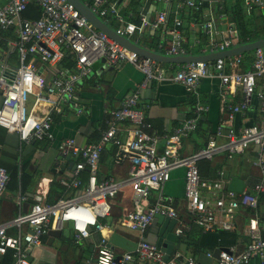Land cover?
Masks as SVG:
<instances>
[{
  "label": "built area",
  "instance_id": "obj_1",
  "mask_svg": "<svg viewBox=\"0 0 264 264\" xmlns=\"http://www.w3.org/2000/svg\"><path fill=\"white\" fill-rule=\"evenodd\" d=\"M204 1L177 0V6L199 8ZM30 3L40 7L38 18L22 16ZM87 6L105 23L114 17L118 21L115 32L129 39L136 32L146 34L159 28L166 19V13L159 10L154 17L142 15L139 23H135L120 16L112 4ZM175 24H180L179 19H175ZM206 25L210 30V24ZM11 29L16 32L15 40L2 36ZM171 32L173 40L164 47V53L169 56L187 54L180 44L179 31L174 29ZM231 45L232 41L227 38L220 43L212 42L210 50H224ZM13 51L17 52L18 63L10 67L6 56ZM66 53L74 56L73 66L61 64ZM101 59L111 67L121 63L132 64L143 74L140 86L151 80L169 79L182 84L196 97L202 78L217 77L225 114L216 133L225 136L224 144L220 145L212 138L192 154L180 153L182 137L197 128L200 113L207 108L196 102L193 116L182 120L172 133L165 136L164 147L158 152V136L149 131L150 124L138 105L139 91L135 89L124 96L118 108L111 111V119L97 141L81 145L73 138H65L59 142L61 155L74 160L71 176L61 178L60 183L73 193L60 196L54 202L36 201L28 210L0 222V254L11 248L14 250L13 264H31L26 250L39 245L50 228H62L65 221L72 223L76 242L83 240L92 230L102 231L106 224L100 219L109 214L110 201L121 187L111 177L99 179L97 176L102 151L113 145L116 159H126L130 165L127 182L134 192L135 207L123 215L121 223L137 240L133 250L121 253L105 246L99 248L94 264H132L135 259L147 264H200L195 257L180 251L166 256L163 249L144 237L154 217L162 215L175 219V232L181 235L189 226L187 220L208 230L215 227L231 229L240 207L253 212L246 227L248 242L240 251L233 247L220 249L217 264H247L253 256L264 258L263 226L256 213L257 192L263 189V184L256 185L254 193L245 190L236 196L232 190L223 189L222 180L203 178L198 167L200 160H212L220 150L235 155L254 146L257 154L255 164L264 174V49L253 51L250 68L246 71L236 69L241 59L234 56L217 58L213 64L209 61L184 62L167 76L158 61L140 55L95 28L67 0H7L0 6V127L16 133L24 142L53 140L54 112L65 106H71L78 113L82 111L75 100L77 84L93 74L94 64ZM227 67L233 69L227 71ZM237 89L242 92L239 101L234 99ZM252 96L258 99L261 119L258 123L235 129L232 125L235 113L247 110ZM39 105L45 106L43 114L35 112ZM122 123H128L125 139L119 136ZM176 168L184 169L185 208L189 216L185 222L181 221L172 198L159 194L152 203L148 202L151 193L158 192ZM84 171L85 180L81 178ZM8 182V171L0 165V194ZM10 225L16 228L27 225L29 230L12 236L6 232ZM101 243L104 244L105 240L102 239Z\"/></svg>",
  "mask_w": 264,
  "mask_h": 264
},
{
  "label": "crops",
  "instance_id": "obj_2",
  "mask_svg": "<svg viewBox=\"0 0 264 264\" xmlns=\"http://www.w3.org/2000/svg\"><path fill=\"white\" fill-rule=\"evenodd\" d=\"M6 1L0 0V6ZM260 1L261 4L257 0L248 2L243 0L248 16L252 10L257 14L259 9L264 8V0ZM93 3L99 6L112 4L120 16L132 22L134 21L131 18L138 14L140 21L142 15L151 18L157 11L163 10L166 13V19L159 28L149 30L146 34L136 32L130 38L139 45L160 54L166 55L164 47L172 42L171 31L174 29L179 31L180 44L187 50V54L215 52L210 50V44L223 42L227 38L232 41L231 46L239 44L235 24L225 9L226 4L232 5L235 0H205L204 5L199 8L186 6L178 8L177 0L168 2L165 0H93L92 3L85 4ZM175 19H179V25L175 24ZM207 23L210 24V30ZM106 24L114 29L118 21L110 17ZM152 34H157L158 38L151 37ZM2 36L15 40L16 32L11 29ZM254 50L234 55L241 59V63L236 67L237 70L246 71L250 68ZM215 60H209L210 64H213ZM6 62L10 67H15L18 63L17 55L14 59L10 57V54L7 55ZM158 62L167 76L173 74L181 64ZM232 69V67L226 68L227 71ZM211 71L214 72L213 69ZM142 80V72L132 64L121 63L111 67L99 60L94 64L93 74L77 84L75 100L82 111L78 113L71 106H65L61 111L54 112L51 127L53 140L24 142L16 133L8 132L0 127V165L10 171L16 170L19 176L22 173L30 175L25 188H22L19 181L13 182L9 179L7 187L0 194V222H6L18 213L28 210L36 201L53 202L60 196L71 195L73 192L66 190V187L60 183V179L71 176L74 160L61 155L58 149L59 142L65 138H73L81 145L97 141L101 131L106 128L107 122L111 119V111L118 108L124 96L135 89L139 91L138 105L150 124L149 131L158 136L156 145L158 152H161L164 147L165 136L172 133L182 120L193 116L196 102H200L207 108L200 113L197 128L182 137L180 153L192 154L206 146L212 138L216 140V143L224 144L225 136L216 133L225 114L220 96V82L217 77L202 78L197 88V97L182 84L173 80H151L146 85L140 86ZM241 98L242 92L237 89L234 99L239 101ZM44 111L43 105L35 108L37 114H43ZM261 117L258 99L252 96L249 108L235 113L232 125L235 129H240L258 123ZM126 127L128 123H122L119 136L123 139L126 138ZM256 156L254 146L235 155H228L224 150H220L214 154L212 160H200L198 167L203 178L222 180L223 189L232 190L236 196L245 190L254 193L255 186L263 184V189L257 192L256 213L263 226L261 236L264 237V174L255 164ZM129 167L128 160L116 159L115 146H107L100 155L97 176L99 179L111 177L118 181L121 187L110 201L109 214L100 219L106 227L102 231L92 230L79 242L75 241V230L70 221H65L60 229L50 228L42 236L39 245L26 250L31 264H94L97 250L103 246L117 253L125 251L121 246L109 242L113 233L136 242L137 238L121 223L123 215L135 207L134 192L127 182ZM81 178L85 180V171L82 172ZM55 182L60 188L51 194L50 189ZM159 194L173 199L181 221L185 222L188 219L185 208L183 168L172 170L169 180L158 192L151 193L148 202L152 203ZM252 213L248 208L240 207L231 229L215 227L208 232V229L187 220L189 226L181 235L175 232L177 226L175 219L169 218L173 220L171 221L155 216L146 229L144 237L161 249L170 248V254L180 251L195 257L200 264H217L215 250L233 247L236 251H240L245 247L248 242L246 227ZM28 230L27 225L19 228L12 225L6 227V232L12 236L22 235ZM171 233L175 235L174 240L168 238ZM215 236L219 237L215 239ZM102 239L105 240L104 244L101 243ZM215 240L219 242V245L213 247ZM208 252L212 255H207ZM0 264H7L2 254H0ZM132 264L147 263L135 259ZM247 264H264V258L253 256Z\"/></svg>",
  "mask_w": 264,
  "mask_h": 264
},
{
  "label": "water",
  "instance_id": "obj_3",
  "mask_svg": "<svg viewBox=\"0 0 264 264\" xmlns=\"http://www.w3.org/2000/svg\"><path fill=\"white\" fill-rule=\"evenodd\" d=\"M67 1L71 3L83 16H85L95 28L103 31L109 37L119 42L120 44L132 50H135L140 55L152 58L160 62L184 63V62L209 61V60H214L217 58L234 56L237 54H241L247 51L254 50L256 48L264 47V36H262L257 39L245 42V43H239V44L233 45L230 48H226L224 50H217L215 52L206 53V54H183V55H173V56L164 55V54H160L152 50H149L139 45L137 42H134L130 40L129 38L116 33L114 29H112L109 25L103 22V20L99 16L93 13L82 0H67ZM100 61L104 63L103 59H101ZM156 216L158 218H165L166 220L173 221L172 219H169L162 215H156ZM168 238H171V240H174L175 235L171 233L170 235H168ZM109 242H112L113 244L121 246L125 250H133L136 246L135 241H129L117 233H113L111 235ZM163 250L165 251L166 256H168L171 252L170 248L163 249ZM219 251L220 249H217L214 251V255L216 257H218Z\"/></svg>",
  "mask_w": 264,
  "mask_h": 264
},
{
  "label": "trees",
  "instance_id": "obj_4",
  "mask_svg": "<svg viewBox=\"0 0 264 264\" xmlns=\"http://www.w3.org/2000/svg\"><path fill=\"white\" fill-rule=\"evenodd\" d=\"M84 3L90 4L93 0H82ZM225 9L227 15L230 16L231 20L234 22L237 34H238V42L245 43L259 37L264 36V8L259 9V12L256 14L254 10L250 12V16H248L245 12V8L243 6V0H235V3L232 5H225ZM41 14L40 7H38L34 3L28 4L25 10L22 12V16L26 18H38ZM139 15V14H138ZM138 15L131 18L134 22H138ZM151 37L158 38L157 34L150 35ZM16 52L10 53V57L13 59L16 58ZM61 64L65 66H73L74 65V56L70 53H66L63 59L61 60ZM9 179L13 182L19 181L22 188L26 187V184L29 180L30 175L27 173H22L20 176L16 172V170H8ZM60 186L55 182L50 189V193L52 194L54 191L58 190ZM57 199V198H56ZM55 201V200H54ZM53 201V202H54ZM189 219V216H188ZM209 230H207L208 232ZM225 232V231H221ZM219 236H215V239ZM216 243V244H215ZM219 245L218 241H214L213 247L215 245ZM14 250L11 248H7L6 251L2 254V257L7 262V264H12L14 262L13 256Z\"/></svg>",
  "mask_w": 264,
  "mask_h": 264
},
{
  "label": "rangeland",
  "instance_id": "obj_5",
  "mask_svg": "<svg viewBox=\"0 0 264 264\" xmlns=\"http://www.w3.org/2000/svg\"><path fill=\"white\" fill-rule=\"evenodd\" d=\"M31 102V100L28 101V104Z\"/></svg>",
  "mask_w": 264,
  "mask_h": 264
}]
</instances>
